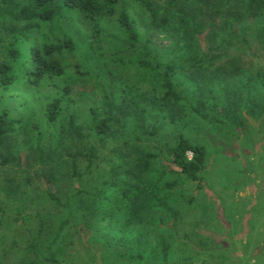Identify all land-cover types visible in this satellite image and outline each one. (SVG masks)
<instances>
[{
    "label": "rangeland",
    "instance_id": "374dc122",
    "mask_svg": "<svg viewBox=\"0 0 264 264\" xmlns=\"http://www.w3.org/2000/svg\"><path fill=\"white\" fill-rule=\"evenodd\" d=\"M151 1L160 19L172 16L166 0ZM204 1L194 42L201 49L196 47L194 57L204 53L201 71L206 75L179 76V88L187 98L182 103L186 109L193 104L200 112L191 115L193 110L187 109L189 114L180 117L150 108L143 128L136 125L133 112L121 118L102 142L90 139L91 145L99 146L98 157L90 173L78 180L71 162L85 171V159L75 152L85 151L86 140L68 129L64 115L55 127L48 126L43 104L70 84L78 124L86 133L89 107L99 108L105 92L113 91L119 100L123 94L135 99L131 87L142 75L130 59L118 60L126 53L127 40L115 18L74 15L47 27L44 36L68 35L77 43L74 53L53 56L72 66L69 72L37 85L22 78L9 94L0 89V110L7 106L15 118L27 121L0 148V264H49L34 252L31 240L38 237L45 253L56 234L55 251L63 264H264V0L260 9L250 12L249 0ZM123 5L136 23L140 43L148 40L161 55L180 50L183 35L169 24L163 29L152 26L137 0H124ZM92 25L99 27L95 40L89 32ZM6 35L0 30V61L6 59ZM74 66L78 74L71 73ZM138 85L141 91L150 87ZM153 124L158 132L147 139ZM180 134L206 148L199 189L171 172L175 166L166 147ZM149 154L154 157L148 172L132 179L124 173L111 177L112 167L121 171L118 163L124 157L135 163ZM110 177L118 186L105 183ZM119 187L128 188L131 196L143 189L147 205L141 218L129 217ZM48 190L61 205L47 195ZM68 198L74 215L60 229ZM160 238L169 245L167 263Z\"/></svg>",
    "mask_w": 264,
    "mask_h": 264
},
{
    "label": "trees",
    "instance_id": "16d2710c",
    "mask_svg": "<svg viewBox=\"0 0 264 264\" xmlns=\"http://www.w3.org/2000/svg\"><path fill=\"white\" fill-rule=\"evenodd\" d=\"M137 1L144 6L152 26L157 29H163L169 24L170 29L184 36L185 39L183 41L185 42L180 50L178 48V50L170 49L166 53L167 55H161L151 48L148 40H145L143 44L140 43L139 30L135 21L124 7V0H0V30L5 31L8 39L6 59L0 61V89L4 93L9 94L11 87L20 82L22 78L28 84L37 85L46 78H63L67 71L69 72V68H72V66L63 64L60 60L53 58V56L56 54L66 57L74 53L77 49V43L68 35L62 38H50L49 35L47 37L44 34L47 31V27H51L60 20L74 15L90 20L115 18L117 26L127 40L126 53L118 60H123V57L130 59L134 69L138 70L142 75V79L131 87V90L136 93L135 99L131 98L129 94H123L119 100L113 91L110 93L105 92L99 108L98 106L89 107L85 114L87 120L84 121L86 133L82 132L83 127L78 124L80 120L79 110L73 105L71 97L73 89L70 84L66 83L62 92L54 95L43 104L42 116L48 126L55 127L64 115L68 129L80 139L86 140L85 153L78 149L75 152V155L85 159V171H78L75 161L71 162L72 175L76 180L90 173L94 161L98 157L99 146L91 145L90 139L93 137L97 141L102 142L104 136L108 135L112 129L113 124L121 121V118L129 116L133 112L136 125L143 128L145 126L146 113L152 108L160 112L165 109L169 112L173 111L180 117H185L184 115L189 114L187 109L193 110L190 113L191 115H194L195 112H200L193 104L186 109L187 106L182 103V101H187V98L183 89L179 88V76L183 72L191 74L195 78L198 75H206L201 71L204 67L203 64H205L204 53H198L194 57L197 48L198 50L201 49L200 44L194 45L200 33V14L198 12L203 7L201 4L206 2L204 0H166L167 10L171 8V12H168V14H172V16L160 19L151 0ZM261 5L262 2L260 0H249L247 10L249 12L255 11L258 8L260 9ZM174 14H177V16L175 17ZM177 21H179V28ZM89 32L92 39L95 40L99 27L92 25L89 28ZM211 34L212 32L208 31L207 36L209 37ZM42 35L43 42L40 43L39 40ZM73 69L71 73H79L78 67L74 66ZM218 72L219 70H217ZM138 83H146L150 87L145 91H141V89H138ZM225 85L231 86L226 81ZM221 86L223 87L224 85ZM131 101H133L134 108L130 105ZM247 102L249 103V101ZM199 107L201 106L199 105ZM11 112L12 110L7 106L0 110V148L6 139L17 131L19 125L27 123L25 118H15ZM199 115L202 116L201 114ZM34 126L39 132L37 138L41 140L39 124L35 122ZM62 132L63 126L61 124L56 133L57 146L61 143ZM157 132L156 124H153L146 138L154 137ZM166 151L175 166L171 168V172L191 185L195 184V188L199 189L202 186L201 173L205 168L207 156L204 144L195 142L180 134L174 144L166 147ZM153 157V155L149 154L146 157L137 159L135 163H130L126 157L123 158L122 156L123 159L118 163L121 171H117L115 167H112L111 177L115 174L120 176L124 173L131 179L137 178L140 174L148 172L153 167ZM111 177L105 183L115 187L118 186V182ZM167 185L170 186V184ZM119 189L127 204L129 217L134 220L141 218V214L144 213L147 205L142 196L144 195L143 189L137 191L133 196L130 195L128 188L119 187ZM78 193L81 194L83 191ZM47 195L56 203L62 204L59 197L52 191L48 190ZM63 207L65 208L66 216L61 221L60 229L70 223L69 220L74 215L75 210L69 198ZM39 222L41 227L42 220L40 219ZM57 237L58 234L47 244L45 253L40 248L38 237L34 236L31 240L34 252L49 264H63L55 251ZM158 245L163 262L167 263L169 245L163 238L158 240Z\"/></svg>",
    "mask_w": 264,
    "mask_h": 264
}]
</instances>
